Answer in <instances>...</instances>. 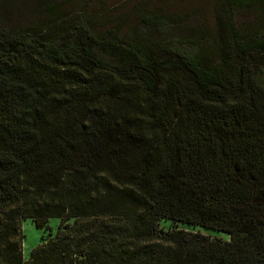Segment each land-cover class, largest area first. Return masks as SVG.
I'll return each mask as SVG.
<instances>
[{"label": "trees", "instance_id": "1", "mask_svg": "<svg viewBox=\"0 0 264 264\" xmlns=\"http://www.w3.org/2000/svg\"><path fill=\"white\" fill-rule=\"evenodd\" d=\"M18 11L0 2V264H264V31L220 14L212 56L179 16L53 38ZM30 218L61 222L25 260Z\"/></svg>", "mask_w": 264, "mask_h": 264}, {"label": "rangeland", "instance_id": "2", "mask_svg": "<svg viewBox=\"0 0 264 264\" xmlns=\"http://www.w3.org/2000/svg\"><path fill=\"white\" fill-rule=\"evenodd\" d=\"M12 9H19L16 28H47L44 35L53 38L65 28H73L81 21L88 20L98 31L113 29L120 32L123 39H132L137 31L140 18L149 13L179 16L182 22L169 31L179 39H200L201 46L215 56L218 46V16L225 13L233 24L248 37L264 31V6L255 9L237 10L229 0H0ZM57 5L60 21L52 15ZM26 14V15H25ZM259 62V60H257ZM61 219L52 218L46 227L38 229L33 219L22 220L23 252L28 260L32 250L55 234ZM179 226L187 230L201 231L215 238L230 240L228 233L212 228L174 223L163 220V231ZM83 261V258H80Z\"/></svg>", "mask_w": 264, "mask_h": 264}]
</instances>
